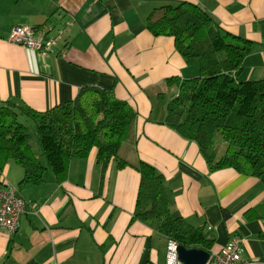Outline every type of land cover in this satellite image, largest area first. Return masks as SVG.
I'll return each mask as SVG.
<instances>
[{
    "label": "crops",
    "instance_id": "0c3cea01",
    "mask_svg": "<svg viewBox=\"0 0 264 264\" xmlns=\"http://www.w3.org/2000/svg\"><path fill=\"white\" fill-rule=\"evenodd\" d=\"M184 2L251 42L239 77L264 80V0H0V102L45 112L93 86L137 114L120 150L128 167L112 164L103 189L96 151L74 160L62 184L48 173L42 184L20 188V166L0 170V186L17 188L26 202L18 231H0V264H166L170 239L134 219L140 163L166 179L171 214L203 227L212 252L239 238L242 258L264 264V220H244L264 201V183L232 169L211 172L198 145L165 124L179 92L167 81L197 78L199 68L176 52L173 38L153 36L146 21L155 8ZM25 26L63 31L62 42L47 56L10 43L12 30Z\"/></svg>",
    "mask_w": 264,
    "mask_h": 264
},
{
    "label": "trees",
    "instance_id": "16d2710c",
    "mask_svg": "<svg viewBox=\"0 0 264 264\" xmlns=\"http://www.w3.org/2000/svg\"><path fill=\"white\" fill-rule=\"evenodd\" d=\"M146 28L155 37L173 38L176 52L188 65L199 68L197 78L167 81L179 92L167 104L165 124L198 145L211 172L232 169L264 183V80L239 77L252 43L223 31L209 13L187 2L155 8ZM20 117L35 124L41 157ZM136 119L131 103L93 86L45 112L14 101L0 102V170L5 171L11 162L20 166L24 170L20 188L42 184L48 173L62 184L74 160L87 159L96 151L103 189L112 164L128 167L120 150ZM220 142L225 144L222 151L218 150ZM135 169L141 180L134 219L179 246L211 253L215 244L203 227L171 214L166 179L146 163ZM244 220H264V201L247 210Z\"/></svg>",
    "mask_w": 264,
    "mask_h": 264
},
{
    "label": "built area",
    "instance_id": "2783aa9c",
    "mask_svg": "<svg viewBox=\"0 0 264 264\" xmlns=\"http://www.w3.org/2000/svg\"><path fill=\"white\" fill-rule=\"evenodd\" d=\"M52 28L15 27L8 39L10 43L26 49L37 51L47 56L62 42L63 31L52 34ZM26 202L20 196L17 188L0 186V231L13 236L19 229L21 216L25 213ZM179 245L169 240L166 251V264H182L178 254ZM241 240L232 239L220 252H211L207 264H257L253 260L242 258Z\"/></svg>",
    "mask_w": 264,
    "mask_h": 264
},
{
    "label": "water",
    "instance_id": "95a60500",
    "mask_svg": "<svg viewBox=\"0 0 264 264\" xmlns=\"http://www.w3.org/2000/svg\"><path fill=\"white\" fill-rule=\"evenodd\" d=\"M179 260L182 264H207L210 260V252L199 249L178 248Z\"/></svg>",
    "mask_w": 264,
    "mask_h": 264
},
{
    "label": "rangeland",
    "instance_id": "374dc122",
    "mask_svg": "<svg viewBox=\"0 0 264 264\" xmlns=\"http://www.w3.org/2000/svg\"><path fill=\"white\" fill-rule=\"evenodd\" d=\"M19 121L23 124H25L28 127L29 132L32 134V145L34 147V150L37 154L38 157H41V152H40V143H39V137L37 134V129L36 126L33 122L27 120L26 118L20 117ZM225 148V144L223 142H220L218 145V150L222 151Z\"/></svg>",
    "mask_w": 264,
    "mask_h": 264
}]
</instances>
